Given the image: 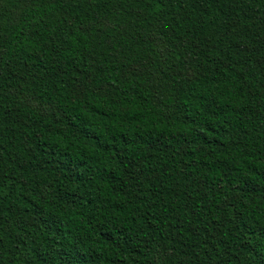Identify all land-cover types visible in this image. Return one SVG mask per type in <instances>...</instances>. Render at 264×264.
Listing matches in <instances>:
<instances>
[{
	"label": "trees",
	"instance_id": "16d2710c",
	"mask_svg": "<svg viewBox=\"0 0 264 264\" xmlns=\"http://www.w3.org/2000/svg\"><path fill=\"white\" fill-rule=\"evenodd\" d=\"M0 264H264V0H0Z\"/></svg>",
	"mask_w": 264,
	"mask_h": 264
}]
</instances>
